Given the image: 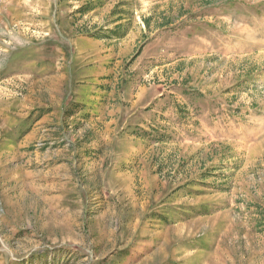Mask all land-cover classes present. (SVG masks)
I'll use <instances>...</instances> for the list:
<instances>
[{
	"label": "rangeland",
	"instance_id": "374dc122",
	"mask_svg": "<svg viewBox=\"0 0 264 264\" xmlns=\"http://www.w3.org/2000/svg\"><path fill=\"white\" fill-rule=\"evenodd\" d=\"M0 264H264V0H0Z\"/></svg>",
	"mask_w": 264,
	"mask_h": 264
}]
</instances>
